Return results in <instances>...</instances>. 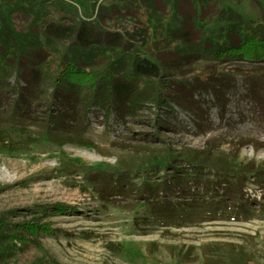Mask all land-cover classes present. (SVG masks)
<instances>
[{"label": "rangeland", "instance_id": "374dc122", "mask_svg": "<svg viewBox=\"0 0 264 264\" xmlns=\"http://www.w3.org/2000/svg\"><path fill=\"white\" fill-rule=\"evenodd\" d=\"M64 1L95 16L102 5L124 0ZM219 2L253 19L261 18L260 6L264 9V0ZM17 5L26 4L10 0L0 13L4 10L10 19L8 11ZM146 22L151 34L147 44L136 40L143 50L151 49L153 37L162 31L154 20ZM104 24L125 32L143 23L117 18ZM70 45L69 40H52L50 51L60 56ZM215 65L249 68L251 63L205 57L175 76L190 78L196 67ZM10 80L15 82V75ZM232 81L236 89L220 102L208 91L194 93L204 100L200 114L148 101L133 115L112 113L107 118L103 109L93 107L90 130L77 132L83 140H71L72 130L44 122L45 113L60 107L58 103L50 108L46 99H33L28 115L17 109L12 115L6 104L15 94H6L0 102V264H264V110L250 100L242 74ZM208 158L215 167H197L201 161L209 163ZM177 165L192 174V181L200 173H240L243 200L252 212L222 215L219 209L217 214L149 226L140 217L148 198L138 185L165 178ZM95 172L131 177L123 184L126 194L104 198L98 177L90 178ZM193 195L176 192L173 197L186 200ZM29 224L37 230L22 229ZM15 226L22 229V240L4 233Z\"/></svg>", "mask_w": 264, "mask_h": 264}, {"label": "trees", "instance_id": "16d2710c", "mask_svg": "<svg viewBox=\"0 0 264 264\" xmlns=\"http://www.w3.org/2000/svg\"><path fill=\"white\" fill-rule=\"evenodd\" d=\"M9 1L0 0V7ZM20 1L26 5L11 7L10 19L4 10L0 13V102L9 92L15 94L6 104L12 115H17L16 109L21 110L18 114L28 115L33 99H46L50 108L56 102L60 107L46 112L44 122L50 128L72 130L75 134L68 135L71 140H83L77 132L90 130L88 113L93 107L103 109L107 118L112 113L122 118L133 115L148 101L172 111L177 106L197 109L200 114L204 100L194 93L208 91L220 102L236 89L232 79L237 74H242L250 100L259 111L264 110L262 6L261 18L253 19L224 7L219 0H124L102 5L93 16V12H80L75 4L64 0ZM117 18H132L143 24L125 32L104 26L107 19ZM152 20L162 31L152 38L154 46L143 50L136 40L147 44L151 34L146 21ZM52 40H69L71 45L55 56L50 51ZM205 57L219 62L245 60L251 66L196 67L190 78L175 76ZM13 75L15 82L10 80ZM47 132L51 135L50 130ZM208 160L197 167H215ZM216 172L213 177L194 175L192 181V174L177 165L165 178L138 185L140 194L148 198L145 213H140L142 221L154 226L205 212L217 214L219 209L222 215L252 212L243 200L244 177ZM90 176L93 180L98 177V191L105 194L104 198L126 194L123 184L131 179L126 175L106 177L101 172ZM176 192L194 195L182 200L173 197ZM204 193L211 196L204 198ZM22 226L29 232L37 230L35 224ZM22 229L8 227L4 233L10 239L22 240Z\"/></svg>", "mask_w": 264, "mask_h": 264}]
</instances>
